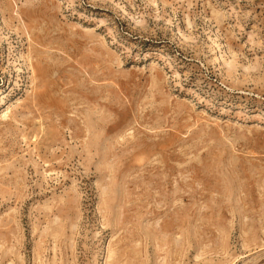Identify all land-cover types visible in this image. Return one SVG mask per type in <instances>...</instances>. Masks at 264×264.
Returning a JSON list of instances; mask_svg holds the SVG:
<instances>
[{
    "label": "rangeland",
    "instance_id": "374dc122",
    "mask_svg": "<svg viewBox=\"0 0 264 264\" xmlns=\"http://www.w3.org/2000/svg\"><path fill=\"white\" fill-rule=\"evenodd\" d=\"M0 264H264V0H0Z\"/></svg>",
    "mask_w": 264,
    "mask_h": 264
}]
</instances>
